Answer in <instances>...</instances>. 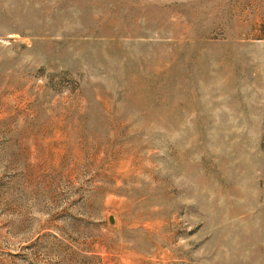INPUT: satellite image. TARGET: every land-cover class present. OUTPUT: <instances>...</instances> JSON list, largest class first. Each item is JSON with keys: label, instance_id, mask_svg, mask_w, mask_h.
I'll return each mask as SVG.
<instances>
[{"label": "rangeland", "instance_id": "374dc122", "mask_svg": "<svg viewBox=\"0 0 264 264\" xmlns=\"http://www.w3.org/2000/svg\"><path fill=\"white\" fill-rule=\"evenodd\" d=\"M0 264H264V0H0Z\"/></svg>", "mask_w": 264, "mask_h": 264}]
</instances>
